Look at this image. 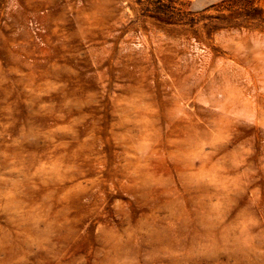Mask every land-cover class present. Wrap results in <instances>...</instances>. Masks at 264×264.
Returning <instances> with one entry per match:
<instances>
[{
    "label": "rangeland",
    "instance_id": "1",
    "mask_svg": "<svg viewBox=\"0 0 264 264\" xmlns=\"http://www.w3.org/2000/svg\"><path fill=\"white\" fill-rule=\"evenodd\" d=\"M0 264H264V0H0Z\"/></svg>",
    "mask_w": 264,
    "mask_h": 264
}]
</instances>
